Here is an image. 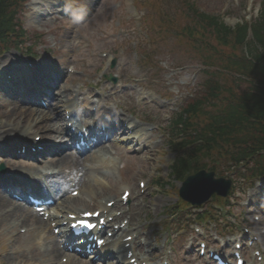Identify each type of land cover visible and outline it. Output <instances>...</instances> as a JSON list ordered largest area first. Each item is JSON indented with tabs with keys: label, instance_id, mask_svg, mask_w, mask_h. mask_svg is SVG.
<instances>
[{
	"label": "rangeland",
	"instance_id": "obj_1",
	"mask_svg": "<svg viewBox=\"0 0 264 264\" xmlns=\"http://www.w3.org/2000/svg\"><path fill=\"white\" fill-rule=\"evenodd\" d=\"M71 2L74 13L79 17L83 16V21L75 22L63 15H57L56 12L45 16L44 14L47 15L49 10L48 7L23 6L21 12V21L27 30L26 39L23 42L30 43L37 53L41 52L43 56L46 55L53 60L55 67L60 69L64 75L68 74L60 81L62 84L69 83L70 74L65 73V70L67 72L68 65H71L77 69L74 77H82L83 80H87L86 87L95 91V84H98L100 88L106 89L107 86L112 85V82L107 81L104 76L99 77L97 74L106 67L108 60L114 57L112 61L115 60L116 63L112 67L113 72L111 74L118 75V80L114 84L119 89L134 90L136 92L135 97H138L137 94H144L145 89L142 87L145 86L155 92L170 94L171 108L175 114L179 109V103L182 102L183 104L188 98L189 102L199 96L196 91L197 87L204 78H207L203 71L202 62L197 61V59L202 60L199 57L200 54L203 59L209 57V61L218 66L212 67L216 71L218 70L214 77L226 89L239 94L251 85L247 78L239 77L237 70L225 71L224 68L225 63L233 53L240 56L245 50L222 45L220 41L214 38L213 34L210 36L202 34L200 42L190 40L183 34V31L189 32L186 27L192 23L183 0H143L141 4L138 3V0L136 2L135 0H71ZM132 2H135L137 7L133 9L139 11L137 15L128 13V10H132L129 9L132 7ZM193 2L203 13L218 16L220 21L223 20L232 26L242 21V18L253 20L264 9V0H193ZM55 16L57 17L52 18ZM80 30L83 33L80 35L85 36L86 40L76 37L77 31ZM151 35L155 42L152 41ZM87 43L89 46L84 47ZM205 44L209 46L208 49L210 48V50L203 49L202 46ZM23 50L26 49L23 48ZM104 54L107 56L104 57ZM147 54L152 57L149 60L151 63L148 64L142 61L144 60L142 55ZM20 59H24V55ZM194 63H196L194 70L187 72L189 71L188 67ZM92 66L97 67L98 71L93 70ZM143 102L145 101H142L141 105ZM224 102L225 98H222L219 104L224 106ZM141 105L138 106V110L142 107ZM204 107L207 111L221 108V106L209 104H205ZM162 150L167 159L161 161L159 172L151 176L150 185L145 192L147 198L145 201L151 202V200L161 196L163 203L157 210L148 207L142 210L140 208L142 200L139 198L135 201L136 212L141 219L140 225L144 227L143 231L149 234V241L152 245L159 244L158 247L149 251V255H153L159 248H161L163 255H167L166 250L170 247L174 251V258L177 263L191 264L189 261L195 255L188 253L186 246L184 247L185 244L188 245L189 239L185 240V237L182 236L184 241L182 243L181 239L178 240V234L172 235V233L164 231L167 213L176 209L173 205L179 200L177 190L181 184L175 179H168L169 167L175 153L170 149L167 140L164 142ZM129 153V155H133L132 152ZM218 154L222 156L220 152ZM218 157V155H214V158ZM123 166L125 168V161ZM215 168L218 175H221L223 169H228L222 160L218 162ZM136 171H140L139 175H135L132 170L124 171L123 179L114 173L117 189L125 185L138 188L140 175L144 177L153 175L151 170L146 171L137 168ZM229 175H232L234 180L238 176H243L232 172ZM250 176L247 174L245 180L239 179L235 183L236 192L232 194L228 206L220 205L215 208L216 213H218L216 221L203 223L205 226H202L208 240L213 241L216 234L225 236L227 239L226 235L233 228L239 229L245 225L252 228L253 223L263 227L264 231V219L263 222L254 221V217L259 214L256 211V206L249 203V195L252 203L257 202L256 194L258 191L255 180L252 181ZM132 194L135 196L134 191ZM94 207L95 205L90 208ZM222 210L225 212L224 216L221 214ZM191 211L192 208L188 207L186 211L180 214V218L188 219L187 213ZM190 219L193 220L191 217ZM185 224L188 223L185 222ZM20 233L25 232L20 231ZM201 237L204 238L203 235ZM261 239V247H263L264 236ZM164 246L165 248H163ZM4 262L10 264L7 259H4ZM156 264H159L157 260Z\"/></svg>",
	"mask_w": 264,
	"mask_h": 264
},
{
	"label": "bare ground",
	"instance_id": "obj_2",
	"mask_svg": "<svg viewBox=\"0 0 264 264\" xmlns=\"http://www.w3.org/2000/svg\"><path fill=\"white\" fill-rule=\"evenodd\" d=\"M12 57L8 59L14 60L15 57ZM195 67L196 65H193L188 68L189 71L187 72L192 71ZM18 71L20 73L15 75L4 73L0 76V141H5L11 133H20L29 140H33L31 141L32 145L36 143L43 145V147L36 151L27 148L24 153H21L22 142L19 140L17 143H7L8 146H2L1 143L0 154L6 153L12 156L20 152L19 155L23 158L34 159L37 156H43V160L41 162L28 161L23 163L6 159V163L10 164L13 169L19 170L24 167L31 172V175L24 173V175L13 176L15 178L0 177V264H6L4 259H7L10 264H18L19 262L23 264H61L59 262L61 249L58 240L49 233L47 222L23 202L9 198L8 192L23 196L27 193H42V188H49L56 190L57 195L63 193V196L58 198L55 209L52 207L50 209L54 213L56 211L64 213V219H58L56 215L52 216L55 224L59 225L64 221L70 224L72 220L68 218V213L80 214L81 209L88 208L96 202L100 194L108 193L105 184L101 182L102 179H94L95 183H86L84 168L87 166L88 160L94 161L95 164L87 167V173H98L104 180L110 182L114 180L112 175L110 173L104 174L102 171L110 169L112 151L120 155V161L126 162L124 169L132 170L135 175L140 173L136 171L137 168L146 171L155 169L159 159L152 153H160L161 151L159 144L153 141L154 135L149 134L151 131L144 127L140 128L133 121L129 126H126L125 116H119L115 120H103L102 112L97 110V119L90 121L89 100L81 104L80 117H75L74 105L78 96L72 93V87L67 85L60 87L59 98L50 90L60 76L51 61L32 63L12 72ZM112 95L108 96V103L112 100L117 102L122 97L115 93L114 98H112ZM109 97L112 99L110 100ZM62 110L65 111L62 112ZM163 112L164 114L168 113L167 110H163ZM66 113L70 115L68 119ZM82 116H87V118ZM69 122L76 130H80L84 126L93 133L103 126V135L108 137H111L114 129L118 128L117 133L121 131L125 133L121 139H125L126 143L132 142L133 144L135 142L133 149L139 150L136 155L125 157L124 148L117 147L111 142L107 147L106 145L103 146L102 143L105 140L103 139L98 145L101 147L92 152L87 159L84 158L86 155L80 157L71 152H61L67 145L62 144V141L67 142V139H61V135L69 132L67 126H64L68 125ZM130 129L134 131V134L130 132ZM35 136H40L41 140L36 141ZM140 153L143 154L140 155ZM51 169L53 171H48ZM119 172L121 175L120 169ZM73 182L81 187L83 196H67L68 185ZM46 193H48V189ZM162 202L160 196L151 200V203L145 204L143 208L148 207L156 210ZM115 205L120 207L122 205L121 200H118ZM105 210H108V207L103 205V211ZM21 227L26 228L24 234L19 232ZM62 231L65 236L70 238L65 229ZM139 237L145 238V235L141 234ZM124 244L122 240H119V244L112 254L110 251L100 252L102 254L99 256L100 261L110 262L112 259L110 264H131L128 261L130 258L127 257L128 251L123 248ZM67 256V264H87L74 255L68 254Z\"/></svg>",
	"mask_w": 264,
	"mask_h": 264
},
{
	"label": "trees",
	"instance_id": "obj_3",
	"mask_svg": "<svg viewBox=\"0 0 264 264\" xmlns=\"http://www.w3.org/2000/svg\"><path fill=\"white\" fill-rule=\"evenodd\" d=\"M24 1L0 0V42L8 40L7 33L14 31L17 35L15 19L18 8ZM192 11L200 18V26H204L208 31L212 30L222 44L248 47L249 55L254 57V61H250L246 56V61L239 59L233 60L232 63L239 72L250 74L255 80V84H251L249 91H244L240 96H233L232 105H228L221 112L213 115L206 126L195 136L194 141H203L208 151L216 144H220L218 139L228 141L233 136L234 142L244 143V145H241L232 155V159L240 162L258 152L259 161L255 169L264 174V155H261L264 151V16L250 25L243 22L232 28L214 17L209 18L198 13L196 8H192ZM249 30L254 35L253 40L248 39ZM192 104L194 105L191 106V110L199 109L198 103ZM175 124L188 127L193 125L192 123L186 124V119L183 117L178 118ZM191 156L192 158L196 156V152L193 151L180 160L179 166L182 170H187V162L191 163Z\"/></svg>",
	"mask_w": 264,
	"mask_h": 264
},
{
	"label": "water",
	"instance_id": "obj_4",
	"mask_svg": "<svg viewBox=\"0 0 264 264\" xmlns=\"http://www.w3.org/2000/svg\"><path fill=\"white\" fill-rule=\"evenodd\" d=\"M193 181L191 182L190 179H188L184 183V188L182 189V194L186 199L196 201L194 197H191L188 194V189L191 186H198L201 185L204 188H208V192H206L204 199H206L212 192L217 191L220 194L226 195L228 193V190L230 188V181H224L221 179H214L213 174H206L204 172H200L192 177Z\"/></svg>",
	"mask_w": 264,
	"mask_h": 264
},
{
	"label": "snow or ice",
	"instance_id": "obj_5",
	"mask_svg": "<svg viewBox=\"0 0 264 264\" xmlns=\"http://www.w3.org/2000/svg\"><path fill=\"white\" fill-rule=\"evenodd\" d=\"M83 226H84V227H88V228L93 227V225H91V224H83ZM101 243H102V242H101Z\"/></svg>",
	"mask_w": 264,
	"mask_h": 264
}]
</instances>
